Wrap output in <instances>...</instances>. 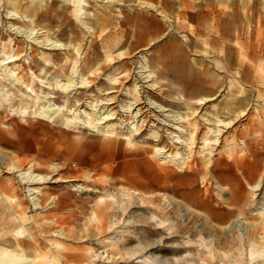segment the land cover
<instances>
[{"label":"bare ground","instance_id":"obj_1","mask_svg":"<svg viewBox=\"0 0 264 264\" xmlns=\"http://www.w3.org/2000/svg\"><path fill=\"white\" fill-rule=\"evenodd\" d=\"M101 1L108 4L112 2L113 5L114 0H0V8L4 9L7 18V29L13 34H9L7 38L0 35V112L11 108L25 120L30 115H38L50 123L62 127L93 128L103 144L105 143L106 146L122 144L123 154L126 152L136 156L145 155L140 159L146 168L165 170L169 174L166 177H170L173 170L166 169L167 167L159 161L176 167L181 172L179 179L183 181L190 180L193 173L201 169L209 171L212 163V145L219 143V138L223 135L222 132L226 128L232 127L238 118L245 114L246 106L251 101L245 96L238 95L237 97L238 92L234 94L233 81H228L225 83L227 89L224 92L227 96H224L225 99L221 106L218 102H213L210 109L205 107L196 118L197 108L193 102L200 105L215 100L216 93L222 86L223 74L217 68L208 72L211 73L208 81L215 85L209 89L208 94L202 96L200 94V96L192 98L168 90L162 92V95L169 96L171 102L168 103L169 100L160 102L148 92L143 95L142 87L155 88L154 84L158 81L157 78L162 71L155 72L149 65L148 57L141 53L139 58L135 57L136 59L132 60L133 66L127 61L122 62V88L125 91L122 94L120 107L114 109V105L110 106L115 102V94L106 95L96 100L88 97L86 104L91 112L85 111L79 106L83 103V95L75 94V90L73 92L72 90L84 87L88 83L90 79L87 80L86 74L95 72L94 64H99L100 53L96 55V59L83 58L81 56L82 45L78 41L79 37L75 31L84 27L86 33L97 36L107 29L110 25L111 8L109 5L107 7L96 5ZM134 2L145 4L146 7L154 9L157 13L155 14H159L160 18L166 22L165 30L163 22L160 23L159 20L150 18L151 15L145 16L143 11L142 14L136 13L139 19L138 22H135L133 21L135 15L132 13L125 19L126 25H134L132 34H138L140 37L137 35L136 39L128 45L122 40V48L115 53L113 47L117 44V39L111 43V46L103 44L104 61L110 60L112 54L122 59L131 58L134 54L131 53L136 46L143 44L146 46H142L141 49H148L147 45L153 44L159 35L167 34L166 37L170 41L173 31L180 32L179 29L187 28L189 34L181 35L186 48L190 47L191 52L197 51L194 52V55L200 53L205 62L208 61L207 57L215 59V65L223 67L224 72H228L232 80L234 77L247 76L251 71L259 74L264 73L262 64L264 63V0H197L195 4L193 3V6H196L195 9L193 6L187 7L186 0H154V2L134 0ZM175 2L181 4L176 9H174ZM91 3L92 5H90ZM40 16L43 19H39ZM58 18L59 20H57ZM66 19L69 21L66 22ZM56 21L57 23H54ZM63 22L70 28L63 26ZM139 23L143 25L146 32L142 30ZM122 26V31L113 28L112 33L123 34L126 27L123 24ZM67 29L70 30L69 34H74V37L62 40L59 33L62 34ZM109 35L110 33L104 32L102 37L110 38ZM95 46L97 47L98 43ZM170 46L171 60L173 62L183 61L185 54L182 46L176 43H172ZM7 48L11 50L8 51ZM62 50L65 52H61ZM60 52L65 54L66 61L62 62L63 59L59 58ZM67 52H70L68 57ZM161 52L160 49L153 51V57L158 58V61H163ZM33 53L38 55L37 60ZM201 61L191 58L190 63L199 64L196 70L180 67L179 74L185 76L183 77L184 81H187L189 85L204 83L203 78L197 77L198 74L205 73V70L201 68ZM209 62L213 63L210 60ZM68 63L71 66L70 73L73 74V77L75 76V79H71L72 75L71 78L66 79L63 83L66 94L63 96L62 103L56 104L54 103L56 100L54 87L59 86V76L63 75L64 66ZM84 67H86L85 72L82 71ZM135 67L139 69L134 70ZM187 71L188 75H186ZM192 71L194 74L190 75ZM239 71H242L240 75H238ZM106 77L108 82L102 88L105 91L103 93L108 94L116 91L114 87H116L118 78L115 73H108ZM129 80H131L130 83L125 85ZM148 81L151 82L144 86L143 83ZM36 85L46 88L45 91L36 88ZM256 91L254 96L257 102L251 101L253 108L259 107L260 101L264 105V96L259 93L260 90ZM59 96H61L60 93ZM172 101L181 104L176 106L172 104ZM139 104L142 105L138 106ZM115 111H120L117 121L112 120L115 118ZM148 116L152 121L156 120V123L149 135L144 137L143 143H148L151 140L155 142L152 146L137 143V137L142 135V124ZM234 143V135H231L226 139L225 145L232 146ZM74 151L75 149L72 154H76ZM0 160L4 161L3 155H0ZM30 166L32 163L25 168L20 166L19 162L7 163L8 172H18L17 175L20 176L18 184L0 182V264H60L61 262L96 264L97 261L107 263L113 259L121 262L122 258L129 261L136 259L140 264H173L170 260L161 258V255L152 251L144 255L136 248L138 244L127 246L125 251L127 255L122 257V227L115 226L120 221L109 222L102 216L103 214L100 217H97L96 214L91 215V222L85 225L86 232L82 235L71 231V228L67 229L61 222L63 218L50 215L52 210L47 209L51 206L47 207L48 202H43L46 196L52 199L56 194L39 186L48 178H53L51 181L65 179L34 172L29 169ZM210 178L214 182L212 186L222 194L224 187L218 186L212 174L209 176V180ZM201 182H206L204 175L201 176ZM263 183L264 176L259 177L254 184L249 186L252 189H259ZM87 188L96 193L100 191L97 188L85 187L81 184L73 187L74 190ZM22 192L27 197L29 196V204L28 202L26 204L25 199L19 198V193ZM136 192L135 190V192H123V194L131 197ZM104 196L101 194L102 200L99 206L101 209L108 204L103 200ZM161 200L166 205L172 203V200L166 195L162 196ZM250 206L254 210L253 213L261 218L260 223L264 227V201L261 200L258 206L255 202H251ZM58 207V205L55 206L53 210H57ZM30 209L46 210V212L30 215L27 214ZM179 214L187 216L190 212L182 206L179 207ZM126 222L129 221L126 220ZM158 223H162V221L159 220ZM256 226V223H248L241 212L236 213L224 225V232H222V234L229 233L235 238L236 243L233 250L226 251L218 248L217 241L213 240L218 238V233L214 231L210 234L207 242L204 241V237L197 240L195 247L197 261H195L198 264H264V238L260 237L263 230L253 236L249 235ZM114 227H118L117 235L109 238L107 233ZM78 237L85 242H95L103 250L100 253H93L94 250L89 248L85 249L86 253L81 254L72 251L81 247L63 243L64 240L70 241ZM145 244L150 246V243ZM187 251L190 250L185 249V252ZM218 254L220 257L217 258ZM185 255L186 253L182 255L184 257L182 264H195L192 260L194 258H185Z\"/></svg>","mask_w":264,"mask_h":264},{"label":"rangeland","instance_id":"obj_2","mask_svg":"<svg viewBox=\"0 0 264 264\" xmlns=\"http://www.w3.org/2000/svg\"><path fill=\"white\" fill-rule=\"evenodd\" d=\"M141 1L145 2L146 0ZM196 1L197 0H186V6L192 7L193 3L195 4ZM109 3L110 4L102 1L101 3H96V5L100 4L102 7H107L109 5L111 8L110 25H108L106 30L102 31L97 36L86 33L84 27L75 31L76 35L79 37L78 41H80L82 45L81 56H83V58H88L89 60L96 59V55L100 53L98 59L100 60L99 64H94L96 69L95 72H88V74H86L87 80L90 79L87 83L88 85L86 84L84 87L72 90V92L75 90V94L79 93L83 95V103L79 104V106L84 108L85 111L91 112V110L88 109L89 106L86 104L88 97L92 98V100H96L112 94H115L116 97L115 102L110 104V106L114 105V109L120 107L119 104L122 103V94L125 91V89L122 88V62L127 61L128 63H132V60L139 58L138 56L141 53L148 57L149 65L155 72L162 71L157 78L158 81L154 84L155 88H150L148 86L142 87V89H144L143 95L148 92L149 95L156 97L160 102H166L167 100H169L168 103L171 102L169 96L162 95V92L168 90L175 94H182L192 98L200 96V94L201 96L208 94L209 89L215 87L213 83L208 81L211 76V73L209 74L208 72H212L215 68L220 70V73L223 74V81L222 86L216 93L215 100L213 99L200 105L196 104L195 101L193 102L194 106L197 108L195 112L196 118L205 107H209L210 109L211 103L213 102H218L221 106L225 99L224 96H227L224 92L227 89L225 83L228 81H233V87L235 88H233V90L234 94L238 92L236 94L237 97L238 95L245 96L255 103L257 102L254 96L256 90H260L259 93L264 96L263 72L259 74L255 71H251L247 76L241 78L234 77L232 80L229 73L224 72L225 69L223 67H219L217 64L215 65V59L207 57L208 61L205 62L201 58L200 53H197L199 55H194V52L197 51L191 52L190 47L186 48V44L182 40L183 38L181 35L189 34L187 28L179 29L181 30L180 32L173 31L170 41H168V37H166L167 34L159 35L153 44L147 45L148 49H141L143 48L142 46H146L143 44L136 46L131 53H134L131 58L122 59L112 54L110 60L104 61L102 53L104 52L103 47L105 43L111 46V43L117 39V44L113 47L115 53L122 48V40L128 45L136 39L138 34H132L134 25H126L127 21H125L132 13L135 15L133 18L135 22H138L139 19L136 13H141L143 11L145 16L151 15L152 17L150 18L159 20L160 23L163 22L164 30L167 26L166 22L160 18V15H156L157 13L154 9L146 7L145 4L141 5L140 3H135L134 0H114L113 5L112 2ZM90 5H92V3ZM178 5L180 6L181 4L175 2L174 9H176ZM193 8L195 9L196 6L194 5ZM38 18L43 19L42 16ZM57 20H59V18ZM68 21L69 19H66V22ZM54 23H57V21ZM122 24L126 27L123 34L112 33L111 30L113 28H117L118 30L121 29L122 31ZM139 24L141 25V23ZM62 25L66 28H70V26H66L64 22ZM7 28V18L5 17L4 9L1 7L0 35L6 38L9 34H12ZM141 28L146 32L143 25H141ZM68 32H70V30L67 29L62 34L59 33L62 40L74 37V34H69ZM104 32L110 33V38L102 37ZM41 36H43V34H41ZM138 37L140 36L138 35ZM96 43H98L97 47L95 46ZM172 43L182 46L185 54L183 61L173 62L171 60L172 54L170 45ZM11 49L7 48L8 51ZM155 49H160L162 51L160 55L163 61H158V58L153 57V51ZM136 50L137 52H135ZM29 52L31 51L29 50ZM61 52H65V50ZM61 52L58 56L60 59H63L62 62H64L66 61L64 58L65 54ZM66 55L68 57L70 52H67ZM37 56V54H34L36 60L38 59ZM191 58H195L197 61L202 60L201 68L205 70V73L198 74L197 77L204 79L203 84L189 85L187 81H184L183 77L185 76L179 74L180 67L182 66L188 69L192 68L193 70L198 68L199 64L190 63ZM209 60L213 63L209 62ZM262 64L264 65V63ZM133 65L134 63H132V66ZM64 69L63 75L59 76V86L57 85L54 87L56 91V100L54 103L56 104H61L63 96L66 94L63 89V83L66 79L68 77L71 78V75V79H75V76L73 77V74L70 73L71 66L69 63L64 66ZM138 69V67L134 68V70ZM254 69H256V66H254ZM85 70L86 67H84L82 71L85 72ZM193 72L194 71H192L190 75H193ZM108 73H115L120 83H116V87H114L116 91L104 94L103 92L105 91L102 90V88L107 85L108 79L106 74ZM241 73L242 71H239L238 75ZM188 74L187 71L186 75ZM131 80L127 81L125 85H128ZM150 82L151 81L144 82L143 85H148ZM36 86V88H40L42 91L46 89L39 85ZM251 86H254L253 88L256 90ZM260 87L262 88L260 89ZM59 93L62 97L59 96ZM251 101L246 106L245 114L238 118L232 127L226 128V130L222 132L223 135L220 136L219 143L212 145L211 171L209 170L206 172L204 169H201L198 172H194L190 180L184 181L179 179L181 172L174 166H168L166 163L159 161L167 167L166 169L170 168L173 170L171 176L166 177V175L169 174L166 173L165 170L159 171L158 169L146 168L142 159H140V157L145 155L136 156L126 152L123 154L122 144L116 143L113 146H106L104 143V145L98 133L93 131L95 130L93 128L87 129L79 126L73 129L70 127H62L60 125H54L38 115H30L27 117L28 120H25L14 109L7 108L0 112V155L4 156V161L0 160V182H11L13 185L18 184L20 177L17 175L18 172H8L6 167L7 163L12 161L19 162L20 166L23 168L28 167V165L32 163L29 169L34 172L65 179L51 181L53 178H48L47 181L39 184V186L44 190L48 189L56 194L52 199L46 196L43 202H48L47 207L49 205L51 206L47 209L52 210L50 215L63 218L61 222L67 229L70 230L71 228V231H75L78 235H82L86 232L84 228L85 225L91 222V215L96 214L97 217H100L103 214L102 216L107 218L109 222L116 220L120 221L116 223L115 226L118 225L119 228L122 227V257L127 255L125 253L127 246L138 244L136 248L144 255L152 251L153 253L155 252V254L161 255V258L170 260L173 264H182L184 260L182 255L186 253L185 258H194L192 260L196 264L197 250L195 247L197 240L204 237V241L206 240L205 242H207L210 238V234L214 231L218 233V238L216 237L213 239L217 241L216 246L226 251L229 249L230 251L233 250L236 243V240H234L235 238L229 235V233L225 232L222 234V232H224V225L238 212L243 214V218L248 223L253 222L257 225L250 231L249 235L253 236L257 232L263 230L260 237L262 236L264 238V227H262L260 223L261 218L253 213L254 210L251 209L250 206L251 202H255L256 206H258L261 200L264 201V183L259 186V189H252L249 186L254 184L259 177L264 176V105L260 101L259 107L255 106L253 108V106H251ZM179 103L180 102L175 103L172 101V104L176 106H180L181 103ZM221 111L223 110L221 109ZM115 112V118L112 120L117 121L120 111ZM124 114L125 112L123 115ZM143 118L145 119V117ZM155 123L156 120L152 121L149 116L146 117L141 127L143 128L142 135L137 137V143L147 146H152V144L155 143L151 140V143H143L144 137L149 135ZM231 135H234L235 143L232 146H227L225 145L226 139ZM74 149V153L76 154H72ZM155 160H157V158H155ZM151 162L155 165L153 161ZM211 174L214 176L218 186L224 187L222 194L212 186L214 182L211 181V178L209 180ZM203 175L206 178V182H201V176ZM77 184L84 185L85 187L97 188L101 192L99 191L96 193L88 188L84 190H74L73 187ZM135 190L137 192L133 193L131 197H127V195L125 196L123 194V192L132 193L135 192ZM101 194H103V196L105 195L103 200L108 203L102 209L99 208L102 200ZM164 195L172 200L170 205H166V203L161 200ZM28 197L24 192L19 193V198L25 199L26 204L27 202L29 204ZM57 205L59 207L54 211L53 209ZM178 206L186 207L190 214L187 216L180 215ZM37 212L43 214L46 210L39 211L30 209L27 214L36 215L38 214ZM126 220L129 222H126ZM159 220H161L162 223H158ZM117 228L118 227H114L112 231L107 233V236L109 235V238H113L117 235ZM61 240L63 242V239ZM63 243L79 246L78 248L81 247L80 249L72 250L81 254L86 253L89 248L94 250L93 253H100L103 250V248L98 246L95 242H85L82 241L80 237L70 241L64 240ZM145 243H150V246H146ZM185 249H189L190 253L188 251V253L185 252ZM218 257H220L219 254L217 258ZM60 264H69V262H61ZM96 264L140 263H138L136 259L129 261L122 258L121 262L117 259H113V261L107 263L97 261Z\"/></svg>","mask_w":264,"mask_h":264},{"label":"crops","instance_id":"obj_3","mask_svg":"<svg viewBox=\"0 0 264 264\" xmlns=\"http://www.w3.org/2000/svg\"><path fill=\"white\" fill-rule=\"evenodd\" d=\"M150 1H153L154 2V0H150Z\"/></svg>","mask_w":264,"mask_h":264}]
</instances>
